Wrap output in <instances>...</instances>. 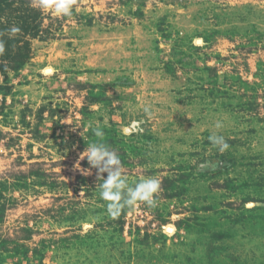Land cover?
Listing matches in <instances>:
<instances>
[{"label": "rangeland", "instance_id": "obj_1", "mask_svg": "<svg viewBox=\"0 0 264 264\" xmlns=\"http://www.w3.org/2000/svg\"><path fill=\"white\" fill-rule=\"evenodd\" d=\"M0 41V264H264V0H0ZM94 142L154 207L109 216Z\"/></svg>", "mask_w": 264, "mask_h": 264}, {"label": "clouds", "instance_id": "obj_2", "mask_svg": "<svg viewBox=\"0 0 264 264\" xmlns=\"http://www.w3.org/2000/svg\"><path fill=\"white\" fill-rule=\"evenodd\" d=\"M73 2L74 0H32V5L44 11L52 9L56 15L69 16L71 15ZM20 31L21 29L16 26L9 29L12 36ZM3 53L4 43L0 41V55ZM215 126L216 128L222 127L219 122ZM93 133L97 138L102 139L104 136L103 130L99 128L93 129ZM209 140L214 146L219 147L221 153L230 147L223 136L212 135L209 136ZM85 158L90 168L96 169L98 180L102 181L99 185V193L100 197L108 202L107 211L109 216L116 218L120 215L122 209L134 206L138 202H144L152 207L155 206V196L159 192L161 184L158 179L149 177L141 180L135 187L128 186L127 178L123 175L119 156L102 142L89 144L80 155V160ZM86 173L91 174L90 170ZM104 173L107 174L106 178L103 175Z\"/></svg>", "mask_w": 264, "mask_h": 264}, {"label": "trees", "instance_id": "obj_3", "mask_svg": "<svg viewBox=\"0 0 264 264\" xmlns=\"http://www.w3.org/2000/svg\"><path fill=\"white\" fill-rule=\"evenodd\" d=\"M205 229L203 228V231L205 233H207L208 235H210V237L213 239V238H218V237H221L222 235H232V231L231 230H228L227 232H224L222 230H218V231H215L214 229H216V225H212V223H208L206 225H204ZM190 230V228L188 229ZM213 242V241H212ZM228 247V246H227ZM216 248V247H215ZM227 249V248H226Z\"/></svg>", "mask_w": 264, "mask_h": 264}, {"label": "bare ground", "instance_id": "obj_4", "mask_svg": "<svg viewBox=\"0 0 264 264\" xmlns=\"http://www.w3.org/2000/svg\"><path fill=\"white\" fill-rule=\"evenodd\" d=\"M169 230V233L172 232L173 229H168Z\"/></svg>", "mask_w": 264, "mask_h": 264}]
</instances>
